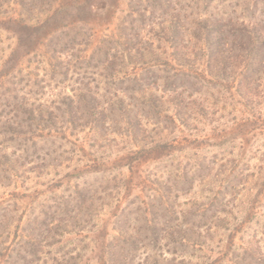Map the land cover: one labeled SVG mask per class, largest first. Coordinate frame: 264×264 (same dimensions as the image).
Wrapping results in <instances>:
<instances>
[{"label":"rangeland","instance_id":"374dc122","mask_svg":"<svg viewBox=\"0 0 264 264\" xmlns=\"http://www.w3.org/2000/svg\"><path fill=\"white\" fill-rule=\"evenodd\" d=\"M34 7L24 23L12 6L0 12V261L35 216L46 221L40 212L56 211L50 228L65 235L51 234L47 244H58L27 263L108 264L111 252L126 264H161L158 255L171 264H264V52L249 79L241 77L245 61L209 58L196 27L215 20L231 47L252 48L264 42V0H36ZM176 23L179 39L170 33ZM173 45L175 56L187 54L177 78ZM170 89L194 111L217 112L213 123L189 122L209 142L148 148L167 129L160 98ZM151 98L161 103L149 110ZM94 108L106 109L96 127ZM119 109L130 111L129 125ZM220 189L219 220L213 210L200 218ZM183 222L192 230L185 229L188 244L178 237Z\"/></svg>","mask_w":264,"mask_h":264},{"label":"trees","instance_id":"16d2710c","mask_svg":"<svg viewBox=\"0 0 264 264\" xmlns=\"http://www.w3.org/2000/svg\"><path fill=\"white\" fill-rule=\"evenodd\" d=\"M35 2H36V0H0V12H1V10L5 11V9H7L5 7L12 6L10 11L13 12V14L15 13V15L18 17L17 18L18 22L24 23L28 20V18H26L25 15L27 16L28 13L33 11V9L35 8L34 7ZM18 9H19V11L16 12ZM3 13H5V12H3ZM178 23H179V21H178ZM37 25H38V22H37ZM216 25H217V23L215 20H214V22L208 21V20H204V21L199 20V22L196 23V27L199 28L197 32L199 34L201 33V35H203L202 40H204L208 43L207 48H206L207 53L209 55L208 57L210 58L211 56L217 55L220 57L221 61L225 59L227 64L230 63L231 61H233L234 59L241 57V59H243L242 61H245V64H244L245 66L243 68L244 70L241 71V73H242L241 77L245 76V78L249 79V77H246V76H248L247 74L254 72L255 69L258 67L259 62L261 61L262 57L260 56L259 52H261V51L264 52V42L260 41V40H256L255 42H251V39H250L251 43H255L254 46H252V48L246 47L247 49H245L244 48L245 46L243 43L240 44V46L237 48L231 47V46H233V42H231L229 44L228 42H226V39L221 38L220 35L222 34V29H219L218 27H216ZM241 26H243V25H241ZM180 30H182V26L179 29V26H177V23H176V26L175 25L171 26L170 33H172L176 37V39H179L178 35H180V33L184 34ZM244 30L248 31V29H246V28H244ZM251 30H253V29H251ZM247 34H249V33L247 32ZM172 47H173V50L175 51V52L171 53L172 60H173L172 65H176L180 69V70L174 71L173 77L177 78V77L183 75L182 72H184V70H182V68L187 66L186 62H181L182 60L187 59V57H186L187 54H183V58L175 56V54L178 53V50H177L178 46L176 47L175 45H173ZM234 51L243 52V56L239 55V52H237L238 54L234 55L233 54ZM166 65H170V64H168V62H166L165 66ZM190 68H191V66H190ZM211 79H212V77H211ZM133 80L136 82H139L138 79H136V76H134ZM142 84L145 86L149 85L148 83H142ZM147 90H149L148 86H147L146 90H143V93H145ZM166 93H169V96L166 97V95H167ZM162 95H161L160 99H161V101H163L165 99V101H166L165 103L167 105L166 108H164V110H162V115L164 117V120H166L165 122H166V124H168V126L166 127L167 129L165 132L163 131V132L158 133L156 136L157 138H155L153 141L149 142L150 146L148 148L150 150L151 149H153V150H166L168 152H174L176 149H179V147H178L179 145H181L184 141H186V138L187 139L191 138L193 141H196L197 143H200L203 141L209 142L208 140H211V137H207L205 139L203 138L204 139L203 140L200 138L198 132H195L196 134H193L192 132H190L189 131V122L195 121L196 120L195 116H199L201 119H204V121H205V119H207L209 117L210 122L213 123L214 120L212 118L216 116L217 112L211 111L209 108H207V106H202L201 109L197 108V110H195V111L192 110V109H194V106H192V104L194 102L189 103L191 106H189V104H185L186 103L185 100L181 96H179V93H177L176 90L170 89V90L163 91ZM148 101L150 102L149 110H152L153 107H155V108L158 107V105H160V103H161L160 100L155 99V98L154 99L151 98ZM73 103H76V102L71 101V104H73ZM71 108H73V107L71 106L70 109ZM123 110L124 111L119 109V112L125 113V116H126L125 119L126 120H124V122L126 123V125H129V112L130 111H128L126 109H123ZM104 111H106V109L98 110V108H96V109L94 108L92 110V112L91 111L89 112L90 113L89 116L92 118L90 121H92V123H93L92 125H94V127H96V125H97L96 121L101 120V118L103 117ZM157 112L158 111H156V113ZM218 119L221 120L222 118L218 117ZM218 119L215 120V123L217 121H219ZM30 120H32V119L30 118ZM100 125L103 129L104 126L102 124H100ZM217 127H221L220 124ZM194 129L196 131L198 130L195 127H194ZM176 134H179L182 137L181 141L176 137L177 136ZM191 149H194V148H191ZM217 194H218V197L215 199V201H213L209 205L208 210L203 209V211L200 213V216H201L200 218H205L206 215L203 214L204 212H208V211L211 212L213 210V213H212V215L214 216L213 218H215L216 220H219L218 218H216L215 213H216V210L218 209L216 207V205H219L218 204L219 203L218 198L224 196L222 193V189H220L217 192ZM216 202H217V204H216ZM51 212L54 215L53 214H46L45 212L41 211L40 212L41 215H43L47 218L46 221L42 220L39 222V220H40L39 216H35V218L31 222L33 225H29V227H31L30 229L27 230V228H26L25 230L21 229L19 231V233H20L19 240L16 242V245H14L15 247L10 248L8 245V248H4V249L8 250L9 252L3 258V260L0 261V264H29V263H27L28 257H32L34 259V261L40 262L42 260V254H48L49 253V252L43 253L42 252L43 249L45 247H50V245L58 244V241H54L50 245L47 244V241L51 237V234L53 235V237L57 236L58 239L65 235L64 230H62V232H58L59 229L57 227H55L54 229L50 228V226L53 224L52 221L55 219L54 216L57 215L56 211H51ZM67 212H68V210L66 208H63V209L61 208V211L59 212V214L60 215H67ZM220 212H219V214L225 213L224 210H222V209ZM193 216H195V215H193ZM198 216L199 215H197V217ZM187 218H188V216H187ZM70 219H73V221H75V222L77 220L76 217H71ZM165 223L167 226L169 225V223H167V222H165ZM154 225H156L155 222H154ZM181 225H180V227L177 228V229H179L178 237L181 238L180 243H184L187 241V244H188V240L184 238V234L186 233L185 229L188 226L185 222H183ZM199 225H200V227H204L205 223L204 224L201 223ZM181 227H184V228H181ZM213 227L207 228L206 231L211 233ZM188 230L192 231L190 229H188ZM172 235H173V232L170 233L168 236L172 237ZM185 236H187V235H185ZM118 238H120V237H118ZM50 239H52V237ZM157 241H159L158 236L152 238V242L154 245ZM196 241L197 242L199 241L198 243L200 246L205 245L204 237H201L199 240H196ZM175 242L176 241L173 240V243H175ZM123 243L126 244L125 240ZM108 247L110 248L111 244ZM157 250L159 251V248H157ZM110 253L108 255V257H109L108 264H126L127 258L125 256H123L122 253H113V254L112 253L110 254ZM66 256H64V257H66ZM118 257L120 258V261H118ZM156 257L158 258V263H161V264H171L170 262L174 261L173 259L168 260L167 258H165L164 256H161V255H158ZM66 259H68L69 261H72L70 264H77V262L73 263V261H76L77 258H66ZM44 264H46V263H44ZM152 264H157V262H152ZM180 264H183V261H181Z\"/></svg>","mask_w":264,"mask_h":264}]
</instances>
